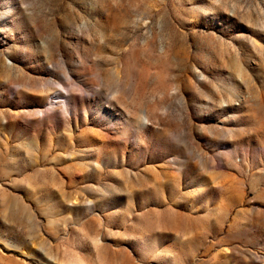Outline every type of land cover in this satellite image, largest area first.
I'll return each instance as SVG.
<instances>
[{
  "label": "rangeland",
  "instance_id": "1",
  "mask_svg": "<svg viewBox=\"0 0 264 264\" xmlns=\"http://www.w3.org/2000/svg\"><path fill=\"white\" fill-rule=\"evenodd\" d=\"M0 264H264V0H0Z\"/></svg>",
  "mask_w": 264,
  "mask_h": 264
}]
</instances>
